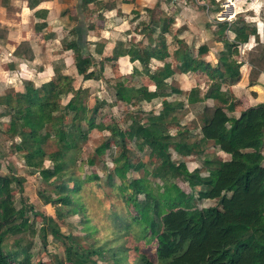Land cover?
I'll return each instance as SVG.
<instances>
[{
    "label": "trees",
    "instance_id": "1",
    "mask_svg": "<svg viewBox=\"0 0 264 264\" xmlns=\"http://www.w3.org/2000/svg\"><path fill=\"white\" fill-rule=\"evenodd\" d=\"M209 2L217 5L214 0ZM86 3L83 1L84 6ZM170 24L167 19L158 23L138 22L134 32L142 35L141 40L123 48L122 54L128 61L138 62L139 70H132V74L139 79L130 87L126 82L112 87L116 103L129 106L147 93L153 99L171 98L168 103L161 101L156 112L137 110L123 121V126L127 122L133 123L128 130L116 125L110 129L107 122L110 123L111 117L106 114L98 117V111L106 106L105 101L94 98V107L88 108L81 98L84 90L73 91L67 76L55 74L52 82L38 88L23 82V92L15 95L13 109L7 106L10 99H4V106L8 108L0 113V117L7 118L8 129L2 136L9 144L4 146L3 137H0V157L2 160L17 157L28 176L35 173L39 185L49 187L51 196L41 191L35 192L36 202L27 203L23 196L15 199L12 191L20 190L23 179L15 178L9 168L6 175L0 174V264H46L33 258L30 249L34 238L38 239L41 248L47 238L60 242L66 264H96L105 257L114 260V264H121L128 258L127 251L122 248L114 254V250H110L111 243L126 244L129 241L125 236L133 244L141 239L138 222L126 217L125 201L132 209L140 207L138 210L147 203L150 205L146 214L140 217L152 230V257L139 255L136 264H264V154L260 153L264 142V103L235 113V103L228 97V87L240 79L229 63L238 58L237 47L255 35L254 29L245 25L239 16L231 22L214 21L212 26H206L210 38L220 44L214 49L215 61L211 64L201 58L205 53L204 46L193 54ZM154 28H157L155 33ZM227 31L233 35L232 39L228 38ZM119 47L120 43H117L112 54L102 60L114 62ZM24 49L30 54L27 43L20 44L15 52ZM29 54H26V60L31 59ZM163 56L173 61L172 70L163 64L152 76L153 91L148 92L145 83L147 64L152 60L161 61ZM237 64L247 66L246 87L253 86L259 75L264 74V48L256 44L247 52L243 51ZM72 65L75 74L83 80L98 77L87 72L93 71L88 54H75ZM172 71L200 82L199 77L203 76L208 86L201 96L203 102L198 107V122H192V127L199 131L198 142L191 140L187 130H181L185 135L183 140H180V133L171 137L167 134V128L178 123L180 116L187 112L185 103L175 96L181 92L166 83ZM216 97H221L224 104L214 105L212 109L207 107L205 102L211 104ZM93 131H106L108 135L99 145L90 147V152L98 159L105 155L110 158L111 170L100 185L110 188L113 177L124 194L119 192V198L102 190L109 205L100 202L89 210L92 203L86 201L87 197L81 191L84 185L102 188L98 185L99 179L95 176L84 178L70 185L76 179L69 171L80 160L82 146ZM126 141L130 143L128 152ZM199 144L211 145L228 159L207 162ZM129 155L135 159L132 163ZM186 157H193L204 167L202 177L198 167L188 169ZM150 159L158 163L151 164ZM142 170L147 176L126 180V173L133 175ZM175 180L183 182L189 192L185 194L179 190L173 183ZM140 196L143 202L137 203L135 199ZM192 201L215 203L204 209L197 208ZM46 205L52 209L51 219L35 210ZM72 216H78L77 221L82 219L78 224L84 223L85 228L87 220L95 221V231H101L103 238L97 240L96 234L85 233L88 240L97 243L95 249L75 250L73 246L79 243L71 234L66 235L65 242L62 240L58 228L60 225L71 226ZM30 218H38L37 228L32 227ZM9 239L11 243H5ZM69 248L71 250L67 251Z\"/></svg>",
    "mask_w": 264,
    "mask_h": 264
},
{
    "label": "rangeland",
    "instance_id": "2",
    "mask_svg": "<svg viewBox=\"0 0 264 264\" xmlns=\"http://www.w3.org/2000/svg\"><path fill=\"white\" fill-rule=\"evenodd\" d=\"M173 6L176 9V11H182L183 14H177V16H174V25L177 30H181L179 34L184 36V39L189 43V49L194 50L193 54H196L199 45L203 44L205 41L207 42V36L210 37L209 34V29L206 27L208 25H211L212 22H231L236 16L241 17L242 21L244 23L247 22H264V0H214V3L217 5H212L210 4L209 0H174ZM239 11L240 15L235 14H229V9ZM228 15L227 17H225ZM156 17V16H155ZM136 19V18H135ZM187 22V24L185 23ZM124 23V22H123ZM133 23V22H131ZM127 27L125 28L124 26L119 28V34L123 37H126L127 40L131 38L128 33L130 32V28L132 27V24L129 25L128 22H126ZM183 24V25H181ZM248 24V23H247ZM245 24V25H247ZM250 25V24H248ZM186 26V27H185ZM212 26V25H211ZM129 27V28H128ZM183 27V28H182ZM212 28V27H211ZM106 29V28H105ZM129 29V30H128ZM184 29V30H183ZM258 31L261 33L262 36V46L264 47V29H261V26L257 27ZM189 31L188 34L184 33L185 31ZM157 31V28L153 29V32L155 33ZM127 33V34H126ZM183 33L186 35H183ZM98 36V35H97ZM228 38H231L227 34ZM103 33L100 34L98 37L94 36L91 37L93 40L96 38H103ZM109 39L114 40L113 37H110ZM135 41L138 40V38L134 39ZM137 43V42H136ZM135 43V44H136ZM102 47H98L100 50H95L97 53L95 55H99L101 53L100 51H108L110 48H104L102 44H99ZM134 45V44H133ZM209 45V44H208ZM202 46L205 47V53L202 56V59H205V62L208 60H211V54L213 55V50L211 49H206V46L203 44ZM209 47H211L209 45ZM208 48V46H207ZM82 55L86 54L85 49L81 48L80 49ZM99 52V53H98ZM120 52V51H119ZM237 52L240 53L239 49H237ZM191 53V52H190ZM211 53V54H210ZM121 54V53H120ZM101 56V55H99ZM124 54L118 55L116 57V63L112 67H105L102 64L101 57L95 58V65L94 68L96 70L95 75H98L96 78H92L89 85L87 87H84L85 85L82 86V90H84V93L81 94L82 102L85 106L94 107L93 99L96 98L98 99L97 101H105L106 100V108H101L98 111V117L103 116V114H106V116L111 117L110 123V129L113 128L115 125L118 128H123V130H128L132 127L133 123H128L123 126V121L129 118V116H132L137 110H143V111H148V110H153L154 112L158 111V109L161 107L160 102L161 101H166L167 103L170 102L171 98L161 100L157 99L154 100L150 95H146V97H141L140 100L137 101L135 104H130L129 106H121V105H116V100L114 97H112V87L118 86L123 84V80L127 78L129 75L131 68L137 69V63H128V61L125 60L123 57ZM166 56L162 57L161 61H154L149 63L148 65V73L146 75V80H148L147 84L151 86L153 83L151 81L152 76L154 75L155 72H157L163 64H167L169 66V70H172L173 66V61L170 59L168 61H165ZM209 58V59H208ZM212 59L215 61V58L212 56ZM166 62V63H164ZM230 68L233 70V72L238 73L241 70V67L236 63V61H231L229 63ZM90 74H92L91 70H88ZM126 73V74H125ZM118 74V75H117ZM120 76V79H119ZM133 75H131V82L128 81V79H125L124 82L128 83V86L130 87L131 84L135 83L138 81V76L132 78ZM201 79V82L196 79H188L187 77L177 74L176 72L172 71V75L170 76L169 80L167 82L169 85L173 86L174 88L178 89L181 93L179 95H175L177 99L182 100L185 103L186 107V113L184 115L180 116V119L178 123L171 125V127L167 128L168 129V135L171 137L172 135H176L177 133H180L181 137L180 140H183L185 135L181 130H187L189 132V136L192 137L191 140L197 141L199 140V131L197 128L192 127V122H195L197 124L198 118L200 116L199 112V105L203 102L201 96L206 92L207 90V85L204 83L203 76L199 77ZM85 81V80H84ZM200 82V83H198ZM79 81L74 83V88L77 90ZM88 84V82H87ZM150 88V87H149ZM153 88H150V91ZM73 93V92H72ZM71 93V94H72ZM69 94V95H71ZM247 94V93H246ZM67 95L66 97H68ZM65 97V98H66ZM224 100L221 97H216L213 102L206 101L205 104L209 108H213L214 105H219V104H224ZM60 103V102H59ZM64 103V100L61 101V104ZM2 107V111H3ZM108 108V112L104 113ZM22 120V119H21ZM141 121H144V118H141ZM8 127V126H7ZM2 134H5L2 132ZM108 135H106L105 131L102 132H97L93 131V133H90L87 138L88 141H86L85 145L82 146V150L80 151V160L74 163L71 166V169L69 172H72L73 175L75 176L74 183H70V185H74L78 180H82L84 178H90V177H97L99 179V186L100 182L104 180L105 174L108 173L111 169L109 165V157L108 155L102 156L101 160L98 159L96 156L92 155L90 152V147L99 145L104 138H106ZM2 140L6 142V138L3 136ZM127 146V152L129 151L130 143L129 141L125 142ZM201 148L204 149V157L205 160L209 163H213L216 160H225L227 157L220 152L216 151L213 147L211 148V145H204V144H199ZM131 152V151H130ZM260 153L264 154V143H262L260 147ZM129 155L128 159L130 163L135 161L133 157H130ZM172 159H174V155L172 154ZM10 157V156H9ZM131 158V160H130ZM187 167L189 170L198 167L199 168V176L202 177L204 175V167L200 166L198 163L195 162L193 157H187L184 159ZM151 164H157L158 161L154 159L149 160ZM8 164V165H7ZM264 165V162L262 163ZM12 170L13 176L16 178H22L23 183H21L20 190L17 192L12 191L13 197L16 199L18 196H23L24 199L26 200L27 203H32L36 202V194L35 192H45L51 196L49 192V187L43 185H39V182L36 179L35 173L33 175L28 176V171L24 168L21 167V161L17 159V157L12 158L10 157L9 160H2L0 158V171L4 174H6L7 169ZM110 174V173H109ZM146 171H138L137 173L130 175L129 173L125 174V178L127 181H130L131 178H136V177H145ZM9 176V175H8ZM112 177V176H111ZM113 182L110 183V188L108 187H94V188H88L87 185H84V190L81 191L84 193V195L87 197V202L91 201V205L88 208L94 209L96 206L99 205L100 202H104L105 204L109 205L108 200H106L105 195L102 194L103 191H108L109 193L113 195H117L120 198V194H124L121 189V186H119L118 180L112 177ZM174 185L181 190L183 193L187 194L189 190L187 189L186 185L183 182H179L178 180H175ZM15 190V189H14ZM137 203L143 202L142 197H137L135 199ZM193 205L197 206V208H207L211 207L215 202H205V201H192L191 202ZM129 202L127 203L125 201L124 203V208H125V214L126 217L131 220V221H136L139 226L137 227L139 230V234L141 239H138L134 244L131 243L130 238L127 236L126 239L129 241L126 244L123 245H117L119 243L113 242L111 243V249L114 250V254H116L119 249L125 248L127 253L126 255L128 258L124 259V261L121 264H136V260L139 259V255L147 256V258L151 259L152 257V249L154 248V242L150 238L152 230H150V227H146V222L142 221L140 216H144L146 212L150 209V205L147 203L144 208H141L138 210L140 207H133V209L128 206ZM39 213L43 214L44 216H49V218H53L52 215V209L49 208L48 205L46 206H41L39 208H35ZM89 210H87L88 215ZM262 215L264 216V212H262ZM91 216V215H90ZM78 220V216H72L70 219V224H72L69 227H66L64 225H60L58 230L60 234L62 235V240H66V235H72L75 238H77V242L79 243L78 245H75V250L79 249H85L87 248H92L95 249L97 243H93V239L88 240L85 236V233H90L92 235L96 236L97 240H100L103 238L101 231H95L96 229V224L95 221H89L87 220V228H85L84 223H79L82 219ZM28 221L32 223L33 228H37L39 226V221L38 218H30ZM94 228V229H93ZM136 230V228H133ZM70 230V232H69ZM34 243H33V248L30 249L31 253L33 254V258H39L42 260V263L46 264H66L63 262V253H62V245L58 241H52L47 238V240L44 243V248H41L40 244L38 243V239L34 238ZM124 240V239H123ZM11 239L7 240L5 243L9 244L11 243ZM65 242V241H64ZM126 242V241H125ZM92 246V247H91ZM71 249L69 248L67 251H70ZM105 256V254H104ZM111 262V263H110ZM114 264L115 261L111 260L109 258H104L101 263L96 264Z\"/></svg>",
    "mask_w": 264,
    "mask_h": 264
},
{
    "label": "crops",
    "instance_id": "3",
    "mask_svg": "<svg viewBox=\"0 0 264 264\" xmlns=\"http://www.w3.org/2000/svg\"><path fill=\"white\" fill-rule=\"evenodd\" d=\"M83 1L85 0H0V113H4V110L8 107L14 108V97L23 92V82H30L33 87L38 88L43 84L52 82L54 75L59 74L71 79L73 91L75 90L74 83L77 81L79 83L76 89H82L81 85L87 87L91 81H84L75 74L72 57L81 53V48L85 49L92 63V74L95 75V58L101 57L102 61L103 58L110 56L117 43H120L118 54L121 55L126 44L133 46L141 40L142 35L134 32V29L138 27L136 26L138 22L158 23L162 19L170 20V26L177 31L178 38L189 46L184 36L179 34L181 30L178 31L174 25V16H177L178 13L183 14L182 11H176L177 8L173 6L174 0H86L85 6ZM231 14L236 16L240 15V12L232 10L230 7L228 15ZM126 22L129 25L132 24L128 33L131 37L129 41L118 32L119 28L127 27ZM185 23L187 24V22ZM247 23L253 27L255 35L250 36L246 44L237 47L241 52L238 53V58L234 59L236 63L243 51L247 52L256 44L262 46V36L257 27L261 26V29H264V22L250 21ZM102 33L103 38H96L95 40L91 38L98 37ZM184 33L188 34L189 31L187 30ZM184 33L183 35H185ZM226 34L232 35L228 31ZM110 37H113L114 40L109 39ZM165 37L168 40L167 35ZM207 37V42L205 41L203 44L206 49L213 50L214 55V49L219 48L220 44L214 42L209 36ZM230 37L229 39H232L233 35ZM135 38H138V40L135 41ZM22 43L28 44L30 54L26 50L27 48L21 50L20 53L15 52L16 48ZM99 44L104 45V48H110L107 52L102 50L101 53L98 52L101 56L95 55L97 53L95 50L99 51L98 47H102ZM26 54L31 55L30 60L25 59ZM213 55L211 54V60L206 62L213 64ZM123 57L128 61L126 56ZM132 61V63H137L136 71H138V62ZM165 61H168V59L166 58ZM131 62L128 61V63ZM115 63L116 59L114 62L102 61L103 66L109 68ZM239 67H241V70L237 73L240 77L239 81L228 87V97L232 103H235L233 106L235 113L248 108V106L264 103V74L259 75L253 86L246 87L247 66L241 64ZM132 70H135V68H131L129 75L125 78L129 82H131V75H133L132 78L136 77L132 74ZM137 78L139 79V77ZM147 82L148 80L145 79L148 92H152L153 89L150 91V88H153V86H149ZM166 83L169 85L167 80ZM252 93L253 95H251ZM6 97L10 99L8 107L4 106ZM116 105L121 104L116 103ZM2 107H4L3 111ZM103 108H106V106ZM108 111L107 108L104 113ZM7 126V118L0 117V137H3L2 132H7ZM3 143L4 146H7L9 141L6 139V142L3 141ZM225 156L227 157L225 160H227L228 156ZM0 174L4 175V172L0 171Z\"/></svg>",
    "mask_w": 264,
    "mask_h": 264
}]
</instances>
